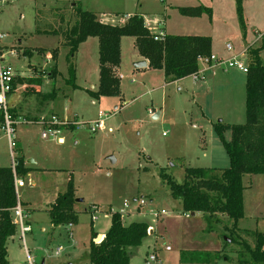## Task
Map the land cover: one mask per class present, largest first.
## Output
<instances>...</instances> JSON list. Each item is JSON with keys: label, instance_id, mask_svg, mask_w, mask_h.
<instances>
[{"label": "rangeland", "instance_id": "374dc122", "mask_svg": "<svg viewBox=\"0 0 264 264\" xmlns=\"http://www.w3.org/2000/svg\"><path fill=\"white\" fill-rule=\"evenodd\" d=\"M74 3L97 15L104 13L113 24L144 12L155 32L161 26L153 24V20L164 13L169 33L211 38V54L221 62L214 67L217 72L213 77L204 71L202 79L186 76L166 83L159 69L134 68V60L139 56L133 37L124 36L117 69L121 94L93 99L87 90H96L98 82L94 70L98 55L96 37L78 44L76 61L72 59L75 87L67 82L68 47L62 45V34L72 24L68 13ZM189 5H204L211 12L192 17L179 13V7ZM241 5L242 22L236 0H0L3 63L10 65L15 74L41 69L44 57L33 48H57V59L49 71H54L53 86L57 87L53 90L58 102L45 110L56 113L60 105L61 117L55 116L67 119V124L60 126L57 138H41L44 128L38 120L24 119L16 126V135L25 147V159H34L35 164L28 166L35 173L32 178L23 176L25 186L19 188L20 201L31 205V231L26 232L23 240L16 228L7 239L9 264H88L91 235L106 232L112 212H118L124 224L131 221L148 224V235L141 244L128 248L133 264L148 261L179 264L180 250H185L186 260L193 257L191 254L205 258L201 255L205 251L210 252V259H216L199 264H241L239 258H248L243 244L253 248L255 232L264 230L263 173L243 175V217L234 230L233 220L222 214H217L216 220L214 217L211 229H206L202 212L186 220L187 212L183 211L180 199L171 196L168 184L160 176L163 169L172 180L182 183L185 167L228 166L214 124L245 122L246 73L236 68L226 69L225 61L236 56L247 65L246 48L264 44V0H242ZM53 29L57 35L47 34ZM25 51L33 52L25 55ZM261 58L264 63V49ZM204 68L206 64L199 62L200 71ZM27 76H17L16 83H31ZM21 89L28 96L33 95V87ZM40 96L41 93L35 95L37 103ZM149 110L159 115L154 117ZM99 111L109 114L104 120L105 128L91 132L87 125L97 120ZM53 114L42 117L48 119ZM70 120L79 125L71 124ZM58 137L63 140L59 142ZM224 137L230 139L229 130L224 132ZM0 140V163L8 165V147L4 139ZM41 168L46 171H40ZM71 174L75 198L80 199L74 205L77 223L70 227L53 226L47 211L35 209L43 207L40 193L46 189L63 192ZM140 198L145 203L138 206ZM124 201L129 204L127 208L123 207ZM92 204L98 207L95 219L91 218ZM161 209L168 213L156 218L153 212ZM151 228L156 232L150 234ZM166 246L171 250H165ZM151 254H155V261L149 259Z\"/></svg>", "mask_w": 264, "mask_h": 264}, {"label": "trees", "instance_id": "16d2710c", "mask_svg": "<svg viewBox=\"0 0 264 264\" xmlns=\"http://www.w3.org/2000/svg\"><path fill=\"white\" fill-rule=\"evenodd\" d=\"M241 4L242 0H236L237 13L242 22ZM178 10L182 15L191 17L211 12V9L204 5L183 6ZM71 12L74 21L62 34V45L68 47L67 82L75 87L72 59L78 44L89 36L97 37L98 86L94 91L87 90L93 99L118 97L121 94L119 78L113 70L120 63V41L124 36L134 38L137 53L148 61L150 68L162 70L165 82L196 74L199 70V58L211 55L212 40L209 36L165 34L162 40H155L139 13L128 16L123 24L118 25L102 22L96 13L83 9L78 3L73 4ZM263 49L264 44H261L256 47L248 46L245 50L247 58L245 122L226 124L219 121L214 124L227 154L228 166L185 167L182 183L175 182L163 169L160 170L163 182L168 184L171 196L180 199L183 211L204 214L206 229H211V222L214 221V217L216 220L217 214L232 219V229H236V223L243 217L245 188L242 184L243 175L264 174V63L261 58ZM24 53L31 55L30 51ZM51 55L56 59L57 48L51 50ZM226 130L230 131L229 140L224 137ZM15 170L23 177L30 168L25 167L23 159L19 157L16 159ZM75 202V187L71 174L65 190L59 192L47 207L51 224L58 226L77 223ZM16 203L11 167L0 166V264H9L6 241L16 231L11 211ZM93 205L95 204L91 206ZM147 230L148 224L145 221L124 224L121 215L112 212L110 225L103 238L99 242H93L94 235L93 233L91 235L88 264H129L128 248L141 244L143 238L148 235ZM243 248L248 252V258L243 260L239 258V263L264 264V230L255 232L253 248L246 243L243 244ZM184 251L179 252L180 262L209 263L216 260L208 257L211 255L209 251L201 253L205 258L191 254L193 257L186 260Z\"/></svg>", "mask_w": 264, "mask_h": 264}, {"label": "crops", "instance_id": "0c3cea01", "mask_svg": "<svg viewBox=\"0 0 264 264\" xmlns=\"http://www.w3.org/2000/svg\"><path fill=\"white\" fill-rule=\"evenodd\" d=\"M189 6H195V5H189ZM71 11H72V9H71ZM68 14H69L68 16H70V18L72 19V23H73L74 18H73L72 12H69ZM139 14L142 15V17L144 19V24L147 26L149 31L151 33L155 32L149 26L150 20L147 19L146 13L140 12ZM97 16L102 22L113 24V23L107 21V19L105 18V14L104 13H101V15H97ZM164 17H165L164 13H162V16H160L158 14V19L157 20H153V24H157L158 23V25L161 26V28L158 29L157 32L161 30L164 34H171V33H169L167 31V26H166V23H165L166 21H165ZM125 20L123 22L119 23L118 25L123 24L125 22ZM69 26H67V27H69ZM47 32H48L47 34L50 33L52 35H57L56 31L54 29L52 31H47ZM89 37H93V36H89ZM19 42H21V40ZM97 42H98V39H97ZM133 46H134V38H133ZM134 48H135V46H134ZM37 49H39V51H37ZM52 49H54V48L47 49V48H43V47H40V46L34 47L33 51L39 52L41 54V56L43 55V57H44L43 61L45 60V62H42V64H41L42 68L41 69L31 68L30 70L27 69L26 72H21L20 74H15L14 75L13 87L10 90V92L7 94L6 100H7V103L9 105V107H10V111H12V113L15 116V118L18 120V123H20L24 119L25 120H29V121L38 120L40 117H42L43 114L47 115V114H53L54 113L53 115H55V114H58L61 111L60 105L56 109V111H57L56 113L54 111H46L45 110L46 106L49 107L51 105H54L55 102H58V101H56L57 98L55 96V91L53 90V88L55 89V87H57L55 85L53 86V84L55 83L56 79H55V77L53 75V72H52L53 70L50 69V71H49V68L52 67L51 65L53 64L52 63L53 60L55 61L57 59V56H56V59H53V57L51 55V50ZM120 50H121V41H120ZM33 51H30V52H33ZM97 54H98V49H97ZM137 55L139 57L137 59H135L134 62L139 61V60H145L146 61V65L143 66V67H138V68L134 66V68H136V69H146V68H148L149 67L148 66V61L146 59H144L143 57H141L138 53H137ZM50 59H51V62H50ZM73 60L76 61V56L75 55L73 57ZM73 64H75V62H73ZM214 67H216V65L204 68V70H202V74H201L202 78L204 77V71H205V73H209V75H212V77H213L215 75V73L217 72ZM117 69H118V66H116L114 68V70H113L115 75H117ZM94 70L97 72L98 79H99L98 55H97V62L94 64ZM14 73H15V71H14ZM22 75H25V76L28 75L27 77H29L28 79H30L29 81H31V83H26V81L23 82V83L22 82L16 83V77L17 76L22 77ZM163 79H164V76H163ZM119 83H120V80H119ZM166 83H169V82H166ZM27 86L33 87V90H34L33 91V95H29L28 96L26 94L25 90L21 89V88L24 89ZM97 86H98V82L96 84V89H97ZM39 93H41V96H40L41 100H38V103H37V101H36L37 99L35 98V95H38ZM46 98H47V100H44ZM34 102H35V104H33ZM58 115H59V117H61L60 114H58ZM152 115L153 116L156 115V117H157L159 115V113L158 112H154V113L152 112ZM17 124H16V126H17ZM108 130L111 131V129H108ZM0 138H2V140L3 139L5 140V142L7 144V147H8V143H7V140H6L5 136L3 134H0ZM16 140H17V158H19V157L22 158L23 161H24L25 167L30 168L29 172L27 173V176L32 178L31 176H33V173H35V172H33L34 170L31 167H29L28 164H35L34 159L33 158H29L27 160L25 159V155H24V148L25 147H23V145H22L21 137L19 136V138H18L17 135H16ZM57 140L59 142H61L63 140V138L62 137H58ZM8 154H9V147H8ZM0 166H10V164L7 165L5 163H0ZM40 171H46V169H42ZM67 180H66V182H67ZM65 186H66V184H65ZM59 192H61V191H58V189L57 190L54 189L52 191L49 190V189H46V191H42L40 193V196L43 197V207H41L42 206L41 205L40 207H36L35 209L45 210L46 211L49 203L56 197V195ZM21 204H22L23 208L25 209V211L28 213V218H29V214H30L29 213V209L31 208L30 207L31 206L30 203H26V202L23 203V201H22ZM197 213L198 212H187L186 213V218H188V219H186V220H189L191 218L190 215L194 216ZM91 224H92V221H91ZM109 225H110V222L107 225V229H108ZM30 226H31V224H30ZM91 229H92V226H91ZM149 231H150V234H152L153 232L154 233L156 232V229L155 228L154 229L151 228ZM104 233L105 232H101V233L94 232L93 235L94 236L97 235V236L103 237ZM217 249L218 248H215L214 250H217ZM170 250L171 249H169L167 251H170ZM177 256H178L179 264H184L185 262H180L179 261V253H178ZM190 263H198L199 264V262H190ZM129 264H133V262L131 263V261L129 260ZM147 264H150V262L148 261Z\"/></svg>", "mask_w": 264, "mask_h": 264}, {"label": "built area", "instance_id": "2783aa9c", "mask_svg": "<svg viewBox=\"0 0 264 264\" xmlns=\"http://www.w3.org/2000/svg\"><path fill=\"white\" fill-rule=\"evenodd\" d=\"M151 34L153 36V39L155 40H162L165 35L161 30L158 32H153ZM226 48L230 50L231 46L227 44ZM199 62L206 64L207 67L215 66L221 63L220 60L212 54L209 57L199 58ZM225 67L226 69L236 68L244 73L247 72V65H245L236 56H232L227 61H225ZM200 73H202V70L200 71L199 69L196 74H193L191 76L195 78L199 76V78L202 79V75ZM14 75L15 73L12 67L8 64H4L3 57H0V114H1L0 134H3L5 136L7 143H8L9 155H10V167L12 170L15 189H16L17 203L11 209L12 222L14 223L16 228L19 229L20 238L24 240L25 234L26 232H29L31 230V226L29 224L28 213L23 208L21 201H20V196H19V188L25 186V182H24L23 177L19 176L15 170L16 159H17V140H16L15 133H16V124L18 123V120L15 118V116L10 111V107L6 100V96L10 92L11 87H12ZM149 112L152 113L151 110H149ZM108 116L109 114L99 111L97 120L87 125L88 130L91 132H95L98 129H103L105 127L104 120ZM38 121L42 124L44 128L40 134L41 138L43 139H48L51 136L54 138H57L60 126L67 124V119L60 120L55 115H51L48 119H44L43 117H40ZM70 123L75 126L79 125V123L73 122V120H70ZM144 203H145V200L143 198H140L138 200V206H141ZM128 206H129L128 202L124 201L123 207L127 208ZM138 206L136 208H138ZM91 208L93 209L91 218L95 219L96 218L95 214L97 213L98 207L96 205H93L91 206ZM167 213H168L167 211H165L164 209H161L160 212H153V215L157 218L159 215H165ZM68 226L70 227L71 224H68ZM165 249L169 250L170 247L166 246ZM149 259L151 261H155L157 258L155 254H151L149 256Z\"/></svg>", "mask_w": 264, "mask_h": 264}, {"label": "water", "instance_id": "95a60500", "mask_svg": "<svg viewBox=\"0 0 264 264\" xmlns=\"http://www.w3.org/2000/svg\"><path fill=\"white\" fill-rule=\"evenodd\" d=\"M146 65V61L145 60H139V61H136V62H134V66L135 67H143V66H145ZM154 117H156V115L154 116ZM77 200H80V199H76V201ZM100 239H102V237L101 236H97L95 239H94V242H98Z\"/></svg>", "mask_w": 264, "mask_h": 264}]
</instances>
